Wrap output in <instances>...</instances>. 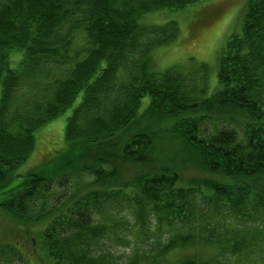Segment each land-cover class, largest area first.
I'll return each mask as SVG.
<instances>
[{
	"label": "trees",
	"instance_id": "obj_1",
	"mask_svg": "<svg viewBox=\"0 0 264 264\" xmlns=\"http://www.w3.org/2000/svg\"><path fill=\"white\" fill-rule=\"evenodd\" d=\"M202 1L0 0V210L44 222L42 264H264V0L246 1L213 89L153 63L177 27L150 15ZM79 94L62 160L9 187ZM165 144L169 166L119 170ZM18 243L0 238V258L25 262Z\"/></svg>",
	"mask_w": 264,
	"mask_h": 264
},
{
	"label": "rangeland",
	"instance_id": "obj_2",
	"mask_svg": "<svg viewBox=\"0 0 264 264\" xmlns=\"http://www.w3.org/2000/svg\"><path fill=\"white\" fill-rule=\"evenodd\" d=\"M246 1L204 0L184 10L164 11L150 15L149 20L153 23L163 24L168 21L177 23V34L174 40L166 46L156 48L153 52L155 69L161 71L173 66L182 67L188 79L196 87L213 89L216 81L217 56L229 36L239 31ZM80 44L81 40H77L73 47H79ZM69 55L72 57L73 53L71 52ZM64 66L62 67L65 68ZM79 100L80 94L74 104L64 113L34 132L32 153L14 171L17 177L12 179L9 187L19 184L28 172L38 171L37 169L41 167L53 168L55 163L62 160V154L65 152L62 147H64L63 136L66 117ZM146 103L147 98H144L143 107ZM155 150L156 148L151 153V157H146L138 165L129 162L119 164V170L127 176L133 174L135 166L145 170H149L153 164L157 165V163L158 166L162 164L169 166L168 164H172L171 162L180 156L177 146L174 144H165L159 147L156 152ZM91 151L96 153L95 150ZM93 152L87 151V154ZM52 154L54 156L50 158V161L43 162L47 156ZM177 171L179 176L184 179L182 183L187 182L186 180L195 174L189 166L181 165ZM43 226V221L36 223L23 220L16 221L0 210V238L19 240L18 249L25 255V262L22 260L5 261V259L0 258V264H42L38 232ZM17 231L21 233V237ZM176 254L173 253L172 255Z\"/></svg>",
	"mask_w": 264,
	"mask_h": 264
}]
</instances>
